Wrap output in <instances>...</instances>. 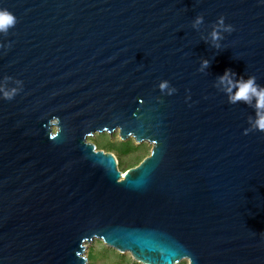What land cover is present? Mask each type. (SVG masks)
I'll return each instance as SVG.
<instances>
[{
	"label": "water",
	"instance_id": "1",
	"mask_svg": "<svg viewBox=\"0 0 264 264\" xmlns=\"http://www.w3.org/2000/svg\"><path fill=\"white\" fill-rule=\"evenodd\" d=\"M0 8L16 17L0 32V88L17 89L0 91V264H87L93 240L140 264H264V131L245 134L254 110L218 80L230 68L264 85V3ZM221 15L234 30L218 49ZM114 132L149 156L122 173L87 140Z\"/></svg>",
	"mask_w": 264,
	"mask_h": 264
},
{
	"label": "clouds",
	"instance_id": "2",
	"mask_svg": "<svg viewBox=\"0 0 264 264\" xmlns=\"http://www.w3.org/2000/svg\"><path fill=\"white\" fill-rule=\"evenodd\" d=\"M260 3H264V0H260ZM203 20L202 15H197L193 22V27L201 25ZM15 23V15L7 9L0 8V32L6 33L11 27H14ZM233 30L232 25L225 23L224 16L218 17L217 21L212 24L210 32L211 40L214 42L213 46L219 49V41L224 38L223 33H231ZM201 66L202 68L208 67L209 60L203 59ZM236 77L237 74L230 68L225 69L224 73L218 77L219 83L224 86L223 91L228 102L232 104L243 102L253 108L254 115L249 118V128L245 130V134L250 130L264 131V85L259 84L254 75ZM16 83L19 84L21 82L17 81ZM5 87H7V84H5ZM159 88L161 91L166 90L168 95L176 91L175 87L170 86L167 80L161 81ZM0 91L3 92L4 98L12 99L17 89L13 87L9 91L5 90V88H0Z\"/></svg>",
	"mask_w": 264,
	"mask_h": 264
},
{
	"label": "rangeland",
	"instance_id": "3",
	"mask_svg": "<svg viewBox=\"0 0 264 264\" xmlns=\"http://www.w3.org/2000/svg\"><path fill=\"white\" fill-rule=\"evenodd\" d=\"M97 150L112 153L118 161V169L124 173L137 166L145 157L149 156L151 146L147 143L136 144L132 138L121 141L118 132L113 134L96 133L87 138ZM85 257L87 264H140L129 253L118 252L104 245L100 240H93L86 245ZM178 264H188L182 260Z\"/></svg>",
	"mask_w": 264,
	"mask_h": 264
}]
</instances>
